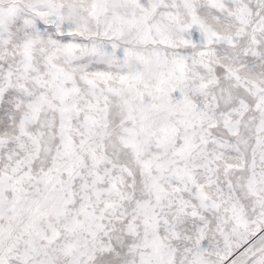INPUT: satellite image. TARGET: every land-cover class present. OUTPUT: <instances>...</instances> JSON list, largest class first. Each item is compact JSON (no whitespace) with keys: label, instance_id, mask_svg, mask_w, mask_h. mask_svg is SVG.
<instances>
[{"label":"snow or ice","instance_id":"1","mask_svg":"<svg viewBox=\"0 0 264 264\" xmlns=\"http://www.w3.org/2000/svg\"><path fill=\"white\" fill-rule=\"evenodd\" d=\"M0 264H264V0H0Z\"/></svg>","mask_w":264,"mask_h":264}]
</instances>
